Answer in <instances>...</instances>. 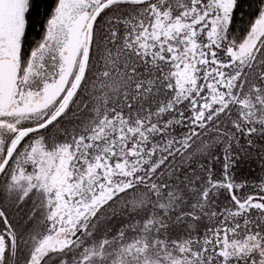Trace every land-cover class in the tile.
Masks as SVG:
<instances>
[{
	"label": "snow or ice",
	"instance_id": "6c2138e0",
	"mask_svg": "<svg viewBox=\"0 0 264 264\" xmlns=\"http://www.w3.org/2000/svg\"><path fill=\"white\" fill-rule=\"evenodd\" d=\"M36 7L0 0V264H264V0Z\"/></svg>",
	"mask_w": 264,
	"mask_h": 264
},
{
	"label": "trees",
	"instance_id": "16d2710c",
	"mask_svg": "<svg viewBox=\"0 0 264 264\" xmlns=\"http://www.w3.org/2000/svg\"><path fill=\"white\" fill-rule=\"evenodd\" d=\"M50 0H36L37 7L33 9L32 15L34 18L43 19V15L45 12V6L48 4ZM247 12V9H245ZM241 26V25H238ZM255 168L251 163H247L243 165V174L248 175L249 177H254L258 174V170H253Z\"/></svg>",
	"mask_w": 264,
	"mask_h": 264
}]
</instances>
